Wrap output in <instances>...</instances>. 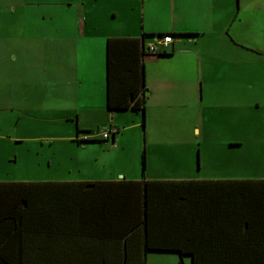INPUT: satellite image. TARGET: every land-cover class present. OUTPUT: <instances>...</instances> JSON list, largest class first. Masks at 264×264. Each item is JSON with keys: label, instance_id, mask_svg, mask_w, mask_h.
I'll use <instances>...</instances> for the list:
<instances>
[{"label": "crops", "instance_id": "0c3cea01", "mask_svg": "<svg viewBox=\"0 0 264 264\" xmlns=\"http://www.w3.org/2000/svg\"><path fill=\"white\" fill-rule=\"evenodd\" d=\"M162 35H172L173 43L164 46ZM263 39L264 0H0V142L8 144L0 143V221L15 216L9 213L15 202L24 234L33 228L38 232L45 214L54 221L49 245H39L37 239L22 244L17 236L8 242L0 239L1 245L13 242L32 251L35 264H126V239L135 224L121 217L127 198L122 183L169 180L147 176L148 155L165 158L170 150L146 144V121H177L199 107L202 112L205 98L211 104L210 91L219 86L213 72L249 68L251 52H264ZM110 40L117 42L111 82ZM151 44L163 52L144 55ZM235 87L240 89L235 83L228 88L232 93L223 101L222 112L235 117L240 127L246 117L234 105ZM110 88L121 99L115 110L109 109ZM144 95V112L133 109L134 97ZM209 110L217 113V103ZM42 121L64 124L43 126ZM10 126L15 136L7 132ZM102 128L118 129V135L102 142ZM130 138L134 142L126 144ZM15 144L24 150V172L12 176L6 167L20 160L12 151ZM19 185L38 193L18 194ZM255 196L244 194L246 200ZM258 197L256 202L247 200L250 206L244 209L237 207L243 228L229 232L232 241L219 248L226 249L227 264H264L259 223L264 219V194ZM142 199L138 209H143ZM27 205L35 209L29 223L22 215ZM227 211V219L241 223L234 206L228 205ZM133 213L138 222L140 215ZM240 230L247 239L238 238ZM131 240L129 264H134L138 235ZM42 249L50 251L41 256ZM154 255L179 258L155 252L147 262ZM187 262L192 264L190 258Z\"/></svg>", "mask_w": 264, "mask_h": 264}, {"label": "trees", "instance_id": "16d2710c", "mask_svg": "<svg viewBox=\"0 0 264 264\" xmlns=\"http://www.w3.org/2000/svg\"><path fill=\"white\" fill-rule=\"evenodd\" d=\"M116 43L114 40H110L108 46L110 82L111 71L117 67L113 63V45ZM121 54L124 52L121 51ZM143 54H147V51L144 50ZM120 101L121 99L110 88L109 109L115 110L116 104ZM145 104V95L137 99L134 97L132 108L144 112ZM118 131L117 129L114 136L118 135ZM99 140L102 142L109 141L102 138ZM143 170H146V153L143 154ZM16 187H19L18 194L26 195L28 193L27 195L33 196L38 193L36 189L29 190L27 185ZM120 189L127 197L124 200L126 202L123 204L121 217L123 215L126 217V222L135 224L126 239L128 252L125 250V254H128V259L123 254L126 264H129V245H131V239L135 235L139 237L140 246L133 252L137 256V263L134 264H148V255L155 252L178 254L180 260L178 264H189L188 258L192 260V264H227V259L223 256L226 249L219 248H226V243L232 241V235L229 232H237L238 229L243 228L244 219L241 216L242 213L237 212V207L244 209V207L250 206L247 200L255 199V202L258 201V194H264V181H124ZM115 190L118 191L119 188ZM132 194L133 196H131ZM244 194L250 196L255 194L256 196L246 200ZM26 198L28 200L29 196ZM141 199L143 200V209L141 207L138 209L136 203ZM228 205L235 207L234 214L239 220L241 218V223L232 222L231 218L227 219L230 213L227 211ZM30 207L31 205H27L22 214L25 222L28 223L29 217L34 220L35 215V209L29 210ZM17 211L18 204L15 202L14 205L11 204L9 209V213L15 216H9L0 221V239L4 238L8 242L17 236L22 244L23 242H35L37 239V244L49 245L50 238L54 237L51 228L54 221L51 215H43L44 217L41 219L43 226L38 228V232L35 233L33 228L24 234ZM133 211L136 215H140L138 222L130 216H135ZM259 223L264 236V219H261ZM157 231L158 233L155 234ZM258 236L256 233V237ZM238 238L247 239L241 234V230ZM46 251L49 252L50 250ZM46 251L42 249L41 256L42 253L45 256ZM31 254H33L32 251H25L20 245L16 247L13 242H10L8 246H2L0 243V264H35L34 261L38 259L33 260L35 255ZM57 262L62 264L61 261Z\"/></svg>", "mask_w": 264, "mask_h": 264}, {"label": "rangeland", "instance_id": "374dc122", "mask_svg": "<svg viewBox=\"0 0 264 264\" xmlns=\"http://www.w3.org/2000/svg\"><path fill=\"white\" fill-rule=\"evenodd\" d=\"M248 44L251 45V43ZM260 47L264 51V39L261 41ZM249 63V68L248 66L237 67L234 69V73H219L221 70L213 72V79L219 86L210 91L211 104H208L205 98L202 112L199 107L198 112L186 111L184 115L178 116L177 121L174 119L157 122L148 119V123L146 121V144L148 141L149 144L159 143L165 149L170 150L166 153L165 158L160 154L148 155V177L169 180L264 178V52L259 54L251 52ZM234 83L238 84L241 89L235 87L234 105L237 109L240 107L239 110L246 117L244 125L240 127H238L239 123L235 117L232 118L222 112L223 101L227 95L232 93L228 88ZM212 103H217V113L211 114L209 109L212 107ZM50 123L64 124L62 121L41 122L43 126ZM140 129L143 131L141 126ZM196 129L200 130V134L196 133ZM7 132L15 136L13 126H10ZM42 132H47L46 128ZM128 132L133 136V131L128 130ZM178 132L180 137L175 138ZM20 135V133L17 134V136ZM142 135L144 142L143 132ZM132 142H134V138L128 139L126 144ZM0 143L8 146L6 143ZM231 145L235 146L231 147ZM11 147L13 154H19L20 160L18 163L8 162V165L14 168L6 167L4 164L2 167L9 169L13 176L24 172L20 170L25 155L24 150L18 144ZM29 157L36 158L34 154ZM39 158L44 160L45 156L41 155ZM154 259L155 261H153ZM178 260L176 255H154L148 260V264H178Z\"/></svg>", "mask_w": 264, "mask_h": 264}, {"label": "built area", "instance_id": "2783aa9c", "mask_svg": "<svg viewBox=\"0 0 264 264\" xmlns=\"http://www.w3.org/2000/svg\"><path fill=\"white\" fill-rule=\"evenodd\" d=\"M161 39H162V43L164 44V46H168L169 44L173 43V41H174L172 35H165ZM147 52L149 54H157V53H160L163 51H159L154 44H151L148 47ZM116 132H117V129L105 128V129L100 131L101 138L103 140H111L113 138L114 134H116Z\"/></svg>", "mask_w": 264, "mask_h": 264}]
</instances>
